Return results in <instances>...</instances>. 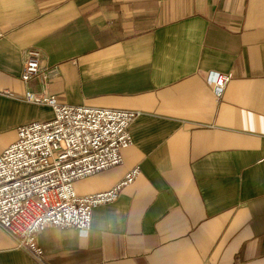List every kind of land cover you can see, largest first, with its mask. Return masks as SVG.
Masks as SVG:
<instances>
[{
  "label": "crops",
  "instance_id": "obj_1",
  "mask_svg": "<svg viewBox=\"0 0 264 264\" xmlns=\"http://www.w3.org/2000/svg\"><path fill=\"white\" fill-rule=\"evenodd\" d=\"M31 48L60 104L137 112L122 163L75 193L139 173L85 234L41 228V261L0 228V264H264V0H0V153L52 117L22 100Z\"/></svg>",
  "mask_w": 264,
  "mask_h": 264
},
{
  "label": "built area",
  "instance_id": "obj_2",
  "mask_svg": "<svg viewBox=\"0 0 264 264\" xmlns=\"http://www.w3.org/2000/svg\"><path fill=\"white\" fill-rule=\"evenodd\" d=\"M38 49L25 51L20 79L35 81L22 100L46 105L48 120H34L16 128L17 137L0 153V228L16 249L41 261L37 232L45 226L72 227L81 234L90 228L94 206L114 201L120 189L138 175L128 170L103 192L78 195L73 183L122 163V150L132 143L129 125L137 112L127 109L60 104L49 82L57 67L42 65ZM230 74L214 72L207 78L219 100Z\"/></svg>",
  "mask_w": 264,
  "mask_h": 264
}]
</instances>
